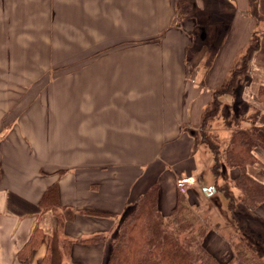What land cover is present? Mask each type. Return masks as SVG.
I'll use <instances>...</instances> for the list:
<instances>
[{
    "label": "crops",
    "instance_id": "0c3cea01",
    "mask_svg": "<svg viewBox=\"0 0 264 264\" xmlns=\"http://www.w3.org/2000/svg\"><path fill=\"white\" fill-rule=\"evenodd\" d=\"M232 1L234 17L222 35L245 47L256 19L248 0ZM180 2L191 7L190 16L181 17ZM30 5L46 7L44 27L29 20L34 29H0V264H106L121 214L150 188L158 187L163 215L181 195L178 178L190 174L215 189L212 155L198 137L213 91L203 93L191 80L187 60L196 32L188 23L199 19L197 6L209 13V5L0 0V22ZM259 10L264 14V0ZM32 12L37 19L38 10ZM233 60L213 65L212 88ZM262 85L264 32L249 81L235 97L223 96L240 98L239 127H249L253 113L255 124L264 125ZM254 154L248 172L264 183V146ZM52 187L57 201L45 206L43 196ZM201 195L190 187L185 198L198 205ZM66 209L73 215L61 223ZM208 233L204 244L220 254L208 246H227V240Z\"/></svg>",
    "mask_w": 264,
    "mask_h": 264
},
{
    "label": "trees",
    "instance_id": "16d2710c",
    "mask_svg": "<svg viewBox=\"0 0 264 264\" xmlns=\"http://www.w3.org/2000/svg\"><path fill=\"white\" fill-rule=\"evenodd\" d=\"M248 3L253 17L257 21L262 20L264 24V15L258 8L259 0H248ZM261 31H264L263 27L254 29L244 52L235 59L219 85L213 89L212 99L206 105L201 118L203 142L217 160L215 175L219 173L222 165L239 171L231 180L241 198L235 200L233 196L225 193L224 196L229 201L228 210L223 208L220 194L209 195L219 213L235 228V236L229 237L235 249L233 257L223 263L207 249L204 240L209 228L204 218L189 206L184 196L179 195L175 208L170 214L163 215L157 203L158 187L154 186L138 200L131 202L121 214L106 264H264V242L252 236L249 226L242 224L244 215L236 206L238 201H243L247 215L255 217L256 208L264 205V183L248 172V166L256 160L254 149L264 146V125L255 124L253 113L249 117V127H239V121L235 118L234 121L226 119L224 129L229 132L226 139L221 137V141L218 131H210L214 132L217 141L204 131L206 123L218 115L222 104L221 97L236 93L245 85L250 75L252 57L260 47ZM259 98L264 104V85L259 90ZM47 201H57L56 187L50 188L43 196V204L49 206ZM72 213V209H66L60 215V222L64 218H71ZM99 237L105 238L103 235Z\"/></svg>",
    "mask_w": 264,
    "mask_h": 264
},
{
    "label": "rangeland",
    "instance_id": "374dc122",
    "mask_svg": "<svg viewBox=\"0 0 264 264\" xmlns=\"http://www.w3.org/2000/svg\"><path fill=\"white\" fill-rule=\"evenodd\" d=\"M209 5V13H207L206 10L207 7L203 10L200 6H197V14L199 15V19H195V23L199 26H197L195 23L194 25H191L193 21H190L188 23V26L193 27L195 26V40L193 41V46L188 50L187 52V60L190 65V78L191 80L199 86V89L203 93H209L211 95V92L213 91V88L209 85V82L212 80V76L209 75L211 69H213V65L218 66L221 64V66L225 67L227 64L235 59L244 52L245 47L242 46V43H239V40L228 38L226 41V38H223V31L225 33L226 29L228 28V25L230 26V23L233 19V12L232 9L236 8V5H234L232 0H222V2H219L217 0H206ZM228 1V6L226 2ZM179 11L180 15L185 14L190 16L189 9L191 10V7H188V4L183 5V3H179ZM235 6V7H234ZM34 6H26V7H20V10H26L27 13H9L6 15V19L3 22H0V29L6 30L7 32L10 30H26V29H34V26L31 25V21L29 20H35V25H37L36 28L40 29L43 26V14L45 13L46 7L42 6H36V8H33ZM259 8V5H258ZM33 9L38 10V18L36 19L34 16V12H32ZM249 13L252 15L250 8ZM195 11V9H194ZM260 11V10H259ZM195 14V12H194ZM193 14V15H194ZM263 14V13H261ZM264 15V14H263ZM182 16V15H181ZM195 16V15H194ZM197 16V15H196ZM31 17V19H30ZM253 17V15H252ZM8 18L15 19L17 22H7ZM254 18V17H253ZM30 22V24H29ZM263 21H257V19L252 24L253 27H251L254 31L255 28L259 27L260 29L263 26ZM230 28V27H229ZM241 30V29H240ZM264 31H261L260 38L262 37V33ZM252 36V35H251ZM243 47V48H242ZM259 49V48H258ZM239 51V52H238ZM257 51V50H256ZM238 52V53H237ZM256 52H254L255 54ZM232 65V64H231ZM214 66V68H215ZM213 71V70H212ZM217 73H214V77H216ZM220 74V72H219ZM218 76V74H217ZM250 77V75H249ZM249 77L246 79L245 85L249 81ZM244 85V86H245ZM244 86H241L237 92H240V89L244 88ZM215 89V88H214ZM236 93H233L231 95V98L235 97V95H238ZM227 98V97H226ZM223 96L222 104L219 110L218 115L213 118L211 121H208L206 123V134L209 133V136H211L213 139L217 141L215 138V135L211 133L210 131H218V133L221 135L219 138L221 141L222 138L226 139V136H228V132L226 129H224L225 126V120H233L234 118L237 119V121L240 120V111L243 110V106L239 103L240 98L235 99V101H232L231 99H226ZM252 111V110H251ZM239 116V117H238ZM234 121V120H233ZM232 121V123H233ZM201 131H203V125L201 120L200 129L198 130V137L200 141L202 142L203 146H205L212 155V159L208 163V166L212 169V172H216L215 164L217 160H215V155L210 150L207 144L203 142ZM219 136V135H218ZM222 137V138H221ZM223 147V145H220ZM239 171L236 169H229L228 167L222 165L219 173H217L214 176L215 179V189H212L209 187L210 182H195L196 177H192L190 174L185 175L189 176L192 179V182L187 185L186 190L183 192H180L182 196L185 198V194L188 193L190 187L194 188L196 193L201 195V187L202 185H205L206 193H202L200 198V203L197 205H190L189 206L194 210L198 211L202 218H204V222L206 226L211 230V232L217 233L220 236H222L224 239L227 240V246L224 245H210L209 248L212 246L215 248V251H219L220 254H216L220 258L219 261L225 263L226 261L230 260L234 253L235 249L233 246L232 241L230 240V236H235V228L232 227L231 224L228 223V219L226 217H223L218 209L215 206V203L213 200L209 199V195L213 194H220L221 197L225 199V202L223 204V208L225 210H228L229 201L224 196L225 193L231 195L234 197L235 200L240 199L239 197V191L238 189L234 188L232 186L233 182L231 180V177L238 174ZM203 173L201 174L202 177ZM200 175H198L199 177ZM179 179V178H178ZM177 179V181H178ZM197 181V179H196ZM178 188V187H177ZM181 191V189H178ZM208 193V194H207ZM211 198V197H210ZM187 201V199H186ZM237 208L238 210L243 212L244 217L242 218V224L245 225V227L249 226L250 233L252 236L256 237V239H260L264 242V205L261 204L259 207L256 208V215L255 217L248 216L246 213V206H244L243 201L237 202ZM200 208V209H199ZM199 209V210H198ZM212 228V229H210ZM208 230V231H209ZM208 233V232H207ZM206 233V234H207ZM209 234V233H208ZM207 235H205L206 237ZM230 237V238H229ZM214 240V244H220L218 241V237H215L213 235L211 237ZM205 243V242H204ZM206 246V245H205ZM208 249V248H207ZM209 250V249H208ZM212 253V252H211ZM213 254V253H212ZM214 255V254H213ZM216 257V258H218Z\"/></svg>",
    "mask_w": 264,
    "mask_h": 264
},
{
    "label": "built area",
    "instance_id": "2783aa9c",
    "mask_svg": "<svg viewBox=\"0 0 264 264\" xmlns=\"http://www.w3.org/2000/svg\"><path fill=\"white\" fill-rule=\"evenodd\" d=\"M191 183V177L189 176H182L178 179L177 181V186L179 187V189H181V191H185L187 185H189Z\"/></svg>",
    "mask_w": 264,
    "mask_h": 264
}]
</instances>
